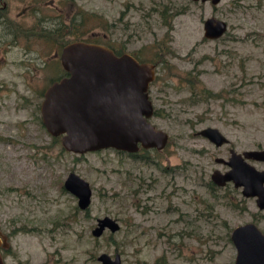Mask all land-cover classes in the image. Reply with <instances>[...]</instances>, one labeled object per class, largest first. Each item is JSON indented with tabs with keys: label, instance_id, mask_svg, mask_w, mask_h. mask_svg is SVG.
I'll return each mask as SVG.
<instances>
[{
	"label": "rangeland",
	"instance_id": "1",
	"mask_svg": "<svg viewBox=\"0 0 264 264\" xmlns=\"http://www.w3.org/2000/svg\"><path fill=\"white\" fill-rule=\"evenodd\" d=\"M3 5L6 263L102 264L100 253L119 252L122 264H234L232 228L254 221L264 232V208L241 187L215 185L210 175L228 168L215 157L228 158L230 148H264V0H0ZM81 8L99 15L92 28L98 42L155 63L150 121L168 133L162 149L135 156L111 147L75 153L43 125V92L59 72L54 66H62L59 44L38 32L68 23ZM210 16L227 23L218 38L203 35ZM206 126L218 127L229 141L216 146L196 133ZM248 161L264 168V161ZM71 171L91 186L86 209L63 186ZM105 215L120 227L96 236L92 230Z\"/></svg>",
	"mask_w": 264,
	"mask_h": 264
},
{
	"label": "water",
	"instance_id": "2",
	"mask_svg": "<svg viewBox=\"0 0 264 264\" xmlns=\"http://www.w3.org/2000/svg\"><path fill=\"white\" fill-rule=\"evenodd\" d=\"M198 1V0H194ZM210 1L212 4L220 0ZM203 35L218 38L227 23L215 16L203 22ZM60 63L66 74L51 81L44 89L40 103L43 125L53 136H60L62 146L75 153L103 148H114L128 153L139 149H162L168 133L154 125V114L149 97V85L155 77V64L140 61L130 52L116 53L100 42L84 39L71 40L62 45ZM216 146L227 143V138L216 126H206L196 132ZM228 158L215 157L216 162L228 166L224 171L214 169L210 180L218 186L232 182L241 187L244 196L253 197L260 209L264 208V168L258 169L248 159L264 161V148L242 152L229 149ZM64 188L77 197V205L86 209L91 203L89 182L75 172H69ZM119 229V222L105 215L97 219L92 233L99 236L105 228ZM0 235L3 245L6 235ZM230 239L235 247L234 264H264V232L254 221L232 228ZM0 239V244L2 243ZM102 264H122L121 255L102 252L97 256ZM0 264H6L1 255Z\"/></svg>",
	"mask_w": 264,
	"mask_h": 264
},
{
	"label": "trees",
	"instance_id": "3",
	"mask_svg": "<svg viewBox=\"0 0 264 264\" xmlns=\"http://www.w3.org/2000/svg\"><path fill=\"white\" fill-rule=\"evenodd\" d=\"M162 13L164 14V12H162ZM168 20H169V18H168ZM99 22H100L99 15H97L96 13H92V12L86 13L81 8L78 10L77 13H74L72 15V17L70 18L68 23H65L64 21L61 20L57 23V25L54 28L49 29V30H45L43 32H38V33L40 35L45 34L44 36H46L49 40L53 39L55 41V43L59 44L58 46H60V50H61L62 45L71 41V40L84 39V40H88V41L98 42L97 34L92 31L93 30L92 28H93L94 24L100 25ZM168 24H169V22H168ZM117 51H119V52H116V53L124 52V51H120V50H117ZM137 59H139L140 61L153 62L152 60L142 59V58H140V56H137ZM54 68H57V70H59V72L57 74L51 75L49 77L50 82L55 80V79H58L60 76H62L64 74H66V71L63 69V67L62 68L60 67L59 63L56 64V66H54ZM208 93L211 96L214 94H217L215 92H212L209 89H208ZM139 150H145L146 151L147 149L141 147ZM130 154L134 155V156L136 155V153H130Z\"/></svg>",
	"mask_w": 264,
	"mask_h": 264
},
{
	"label": "flooded vegetation",
	"instance_id": "4",
	"mask_svg": "<svg viewBox=\"0 0 264 264\" xmlns=\"http://www.w3.org/2000/svg\"><path fill=\"white\" fill-rule=\"evenodd\" d=\"M4 8V5L3 6H1L0 7V18H1V15H2V10H3V8ZM4 20H6V19H4ZM114 49V48H113ZM115 50V52H119V51H117L116 49H114ZM121 53V52H120ZM136 58H137V55L136 54H133ZM150 95V94H149ZM150 97V96H149ZM137 153V152H136ZM2 232V231H1ZM2 234H4L3 232H2ZM4 235H6V243H7V245H3V241H2V238H1V235H0V239H1V241H2V243L0 244V250H1V255H2V257H3V259H4V262L6 263V261H5V257H6V251H7V249H8V247L10 246V241H9V237H10V235L9 234H4ZM7 264V263H6Z\"/></svg>",
	"mask_w": 264,
	"mask_h": 264
}]
</instances>
